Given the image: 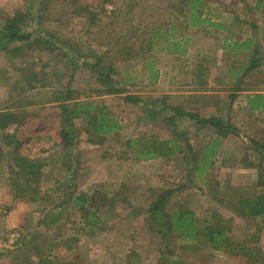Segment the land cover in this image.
<instances>
[{"label": "rangeland", "instance_id": "374dc122", "mask_svg": "<svg viewBox=\"0 0 264 264\" xmlns=\"http://www.w3.org/2000/svg\"><path fill=\"white\" fill-rule=\"evenodd\" d=\"M192 1L0 0V30L14 17L29 38L0 45V113L22 117L0 123V264L264 262V220L233 207L258 192L260 171L248 161L259 163L250 138L264 142V110L248 111L247 96L264 92V0H198L201 18H208L199 23L190 16ZM99 57L97 67L88 64ZM253 57L258 66L241 76ZM105 64L126 80L124 92H106ZM67 87L91 114H108L119 126L94 141L81 113L66 150L54 97ZM176 106L237 130L223 138L195 119L172 121ZM8 133L25 157L57 151L62 159L29 183L13 158L15 143L3 140ZM150 139H171L175 151L144 159L135 151ZM212 139L219 147L200 172ZM72 185L94 197L96 224L66 202ZM165 191V211L185 205L200 228L220 213L229 244L162 238L160 214L150 206Z\"/></svg>", "mask_w": 264, "mask_h": 264}, {"label": "trees", "instance_id": "16d2710c", "mask_svg": "<svg viewBox=\"0 0 264 264\" xmlns=\"http://www.w3.org/2000/svg\"><path fill=\"white\" fill-rule=\"evenodd\" d=\"M260 3H258L259 5ZM198 0H193L191 2L190 16L194 23H199L207 21L208 18H201V12L197 10ZM14 17H8L5 20L3 29L0 30V45L5 47L7 43L11 41H27L29 40L28 35L21 33L20 27ZM263 41H264V32H262ZM6 41V42H4ZM4 42V43H3ZM238 44V43H235ZM245 44V43H244ZM225 46V45H224ZM226 47V46H225ZM101 57L93 63H88L90 66L97 67L100 65ZM259 64L258 58H252L250 64L243 70L241 76L248 74L252 69L256 68ZM106 73L101 74L100 78L104 79L107 89L106 92L112 93H122L125 91V82L126 80L120 77L117 71L112 67V65L105 64ZM112 74L114 76H112ZM236 97V94L233 93L231 98ZM74 91L72 88L67 87L66 89L58 92V95L54 97L56 101H60L59 106L61 109V121H62V133L65 139V149L74 145L75 142V129L77 126L73 123V119L80 118L81 113H86L85 117H88L87 126L85 130L93 134L92 140H102L105 137L106 133H109L115 130L119 124L111 117H108V114L103 112L95 111L91 114L89 108L84 106L85 101L75 99ZM126 98H129L126 95ZM75 99V100H72ZM247 110L251 112L263 111L264 110V93L255 92L248 95L247 98ZM172 111L176 116L170 117V120L176 122V118L181 119H195V121L200 122L206 126L218 130V135L220 137H227L230 132L237 130L236 127L232 126L228 120H224L218 117H210L200 115L198 112H189L187 110H182L179 107H172ZM22 117L17 113H14L10 110H6L0 113V123L2 126L11 123H20ZM217 128V129H216ZM234 133V132H233ZM3 140L6 141V144L12 146L14 143V153L13 158L15 162H18L23 169V173L27 176V181H37L43 174V167L54 165L57 161L62 159V152L54 151L51 154L43 157H25L19 154L17 149V139L13 133H8L4 135ZM175 140L174 138L172 139ZM172 140H163V139H150L145 140L143 146H141V141L137 140L136 143L139 144L142 148L138 151H135L140 157L144 159L156 157L159 155H168L172 154V146H176V143L170 144ZM217 140L212 139L207 146L206 154L203 157V162L205 164L196 166L200 168V172H203L204 168L208 163L211 162V159L216 155L217 148L219 143ZM250 142L254 145L255 149L253 150L254 155L256 154L259 159V163H254L253 161H248L249 165H258L259 176L257 180L258 192L255 191L253 194L242 195L240 202L233 203V207L241 215L250 216V217H262L264 219V142H260L255 138H250ZM178 146V145H177ZM64 158V157H63ZM71 171L70 175L67 177V180H72L75 169L73 165L68 164ZM263 185V186H261ZM260 187V188H259ZM171 191H165L160 194L157 200L154 201V204L150 206V213L154 216L160 214V227H157V231L162 234V238L168 237L170 233L175 234L176 237L184 239L192 245L197 244L200 240H205L214 244V247L218 249L225 248V244H229L226 237L227 231L229 230L228 221L222 217L220 213L213 215V218L205 219L204 228H200L199 223L196 219L195 212L192 209L186 208L185 205H177L171 209V211H165L166 205L169 202ZM247 197V198H246ZM246 198V199H245ZM66 202L72 203L75 206L78 205V208L83 212L85 219L90 224H96L99 219V216H96V207L94 206V197H88L85 192H78L76 194V189L72 185L68 194L66 195ZM89 205V206H86ZM95 209H91V207ZM95 218V219H93ZM169 251V250H168ZM171 252V251H169ZM172 253V252H171ZM173 264H186L182 262L179 257L172 261ZM246 264H264L260 259H254L246 261Z\"/></svg>", "mask_w": 264, "mask_h": 264}, {"label": "crops", "instance_id": "0c3cea01", "mask_svg": "<svg viewBox=\"0 0 264 264\" xmlns=\"http://www.w3.org/2000/svg\"><path fill=\"white\" fill-rule=\"evenodd\" d=\"M240 45H244V43H241ZM181 93H182V91H181ZM184 93H185V92H184ZM186 93L189 94L188 91H186ZM253 93H255V92H253ZM263 93H264V92H263ZM187 96H188V95H187ZM247 97H248V96H247ZM255 112H258V111H255ZM255 186H256V185H255ZM257 188H258V187H257ZM259 188H260V187H259ZM257 217H258V216H257ZM253 218H255V217H253ZM262 219H263V218H262ZM263 220H264V219H263Z\"/></svg>", "mask_w": 264, "mask_h": 264}]
</instances>
